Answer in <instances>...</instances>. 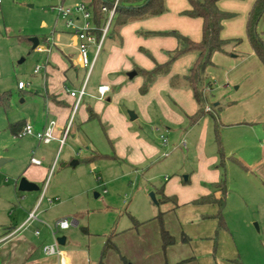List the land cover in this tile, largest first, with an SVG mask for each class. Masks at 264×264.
Instances as JSON below:
<instances>
[{
	"label": "rangeland",
	"instance_id": "1",
	"mask_svg": "<svg viewBox=\"0 0 264 264\" xmlns=\"http://www.w3.org/2000/svg\"><path fill=\"white\" fill-rule=\"evenodd\" d=\"M88 2L89 0H0V231L11 221L19 220L23 210L33 204L47 187L45 196L53 197L55 203L50 206L44 201L39 218L51 226L60 217H68L71 223L70 230H59L56 234L57 237L66 234L70 237L69 243L59 246L61 251L69 246L83 248L90 251L91 257L97 258L108 234L115 229L117 234L114 240L130 264H136L138 259L143 264L145 259L147 261V258L156 256L157 247L160 257L167 260L169 253L165 254L160 249L159 221L155 216L160 210L172 207L173 203L159 205L150 194L155 187L165 184V177L176 175L180 179L190 180H184L185 185L192 184V170L197 169L198 160L194 154L182 151L185 146L183 143L178 145L180 150L171 154L169 160L172 162L167 164L166 160L161 161L140 171L117 159L107 158V155H98L92 160V156H86L88 152L92 153L87 146L96 152L114 154L102 125L97 121L90 123V127L95 125L91 127L92 143H85V138L82 140L77 134L75 138L69 135L63 143L53 141L47 145L34 135H13L8 129L9 123L19 121L30 123L35 131L39 130L40 120L46 115V87L42 77L46 52L33 48L31 38L37 37L43 48H47L45 38L53 42L57 35L69 39L67 31L74 32L75 27L66 26L65 20L58 16L59 7L66 8L76 3L88 5ZM74 22L82 27L84 19L75 18ZM90 22L93 24V15ZM258 29L264 37V17L259 21ZM244 43L246 47H250L247 40ZM243 47L244 44L240 42L229 45L228 50L235 53L236 50H243ZM243 52L240 55H244ZM256 61L259 71L251 73L252 79L241 77L238 83L230 81L227 88H222L223 84L218 81L216 83L215 77L207 72L214 88L218 84L222 85L221 91L226 94L218 99L225 110L234 111L232 119L240 120L244 116H251L255 126L250 128L249 137L258 149L262 148L249 161H244L236 150L241 148L243 151L244 148L237 146L233 140L236 132L241 129L220 126L221 132L225 129L230 131V148L226 151L224 147V166L221 167L229 191L224 211L229 231L219 234L216 254L221 264H264V177L257 169L262 165L259 162L263 160L261 153L264 146V135L261 134L264 132V67L258 59ZM37 66L41 67L39 73H35ZM209 70L216 68L210 66ZM69 76L73 79L67 85L69 89L79 87L80 83ZM20 81L25 83L24 89H19ZM240 85L241 88L237 90L236 86ZM253 85L257 88L254 95L251 93ZM210 91L207 92V97L210 102L216 103L213 95L218 92L216 89L213 93ZM228 102L231 103V108H227ZM75 112L71 116V122L75 121L76 128L79 122ZM222 115L224 118V114ZM223 118L221 116L222 122ZM220 136L225 146L222 134ZM160 140L165 147L172 145L167 135H162ZM32 157L39 159L42 166L49 164L51 172L44 183H38L39 190L20 191L17 189L20 178L26 177L27 168L35 166L31 163ZM73 160L79 161V164L73 167ZM188 188L177 198L180 208L184 209L177 215L176 212L167 211L164 216L166 227L176 238L174 251L178 253H183L186 248L193 250L202 243L211 244L209 239H194L190 236L191 240L188 242L181 238L184 228L197 225L202 220L198 212L191 217L193 211L190 209L199 204L194 203V199L184 201L194 192V187ZM74 219L80 222L79 226L72 223ZM80 226L87 227L89 233L83 232ZM173 228L177 229V233H174ZM50 232L48 227L42 232L43 236L47 234L49 237L48 243L53 242ZM110 253L122 260L115 250H110L107 257Z\"/></svg>",
	"mask_w": 264,
	"mask_h": 264
},
{
	"label": "crops",
	"instance_id": "2",
	"mask_svg": "<svg viewBox=\"0 0 264 264\" xmlns=\"http://www.w3.org/2000/svg\"><path fill=\"white\" fill-rule=\"evenodd\" d=\"M254 2L255 0L218 1L220 9L235 13L234 17L224 21L221 32L222 37H240L244 47L243 50H236L235 53H214L212 58L214 65L212 67L216 68V70H209V67L207 72H209L211 77H215L216 83L218 81V83L223 84V86L218 84L217 88L212 87L210 91L213 93L216 89L218 92V94L214 93L213 95V97H216L215 105L221 104L218 98L226 94L221 89L227 88L230 81L238 83L241 77L252 79L251 73L254 72L255 74L256 71H259L256 60L258 59L261 62L260 59L251 45L246 47L247 45L244 43L245 40L249 42L246 24ZM165 3L166 10L158 15L131 20L119 26L114 24L113 19L109 32L102 41L100 50L97 52L95 45L90 47L89 57L92 61L90 69L83 67L79 63L78 39L73 31H67L70 34L68 35L69 39H65L61 35L55 36L53 38L54 42L49 40V38H45L47 48L41 47L38 42L37 46L33 48L46 52L45 72L44 74L42 73V77L45 80L46 92L44 99L47 111L44 119L40 120V129L36 131L43 130L46 126H51L53 127L55 138L49 143H42L47 145L53 141L63 143L61 139H63L70 123L64 142L69 135L75 138L78 134L82 140L85 138V143H88V141L92 143L90 135L93 133L92 128L95 125L91 126V128L90 123L93 121L100 122L114 154L96 152L95 149L87 146V149L91 150L92 153L88 152L86 156H92V160L98 155H107V158L117 159L122 164H127L137 170L140 169V171L161 161L166 160L167 164L172 162L169 160L172 156L171 154L173 151L175 153L180 150L178 145L183 143L185 146L182 151L184 150L183 152L186 154H194L198 160L197 169L192 170V174H194L192 176L193 182L191 185H185L184 180L185 182L190 180H183L175 175L171 178L165 177L166 182L161 187H163L165 195L175 196L176 200L181 192L189 190L188 187H194V192L184 200L186 201L187 199H195L210 193L212 191L211 184L221 179V167L224 165L221 166L219 164L221 157L218 151L215 119L208 113L196 122L190 119L198 111L199 105L192 89L187 85L183 77L190 72L192 65L197 59V53L189 52L179 56L171 63L167 72L160 73L155 77L146 91L143 92L141 90L146 77L140 70L151 71L157 65L165 64L169 60L170 53L178 47L176 36L160 32L178 31L195 41L202 39L203 19L184 13V11L190 9L188 0H165ZM77 17V20H79L81 16L77 15ZM105 17L107 18V14ZM104 22L105 19L102 26ZM242 51H244V55H240ZM134 71L135 74L130 75ZM69 75L80 83L79 87L69 89L67 85L73 80ZM175 76L179 79L176 84H173L172 78ZM84 85L85 94L77 103V97L70 95V92L79 90ZM102 85L109 86V90L105 91L104 94L99 92V87ZM240 88L241 85L236 86L237 90ZM251 89V93L254 95L257 91L256 86L253 85ZM227 105V108L232 107L230 102ZM90 109L96 113L97 117L90 118ZM74 111H76L79 122L76 128L74 126L75 121L70 122ZM130 112L134 113L133 118H131ZM233 113V110L223 109L220 113V122L222 126H233L242 130L236 132L233 140H235L237 146L244 148L243 151L241 148L236 150L240 158L247 162L252 156L260 153L262 148L258 149L249 137L250 128L255 126L251 121V116H244V119L238 120L232 119ZM222 114H224V118ZM221 116L223 122L221 121ZM12 124L15 123H9V127ZM9 127V131L13 135H17ZM227 130L229 129L220 131L226 151L230 148L228 144L230 131ZM261 134L264 135V132H261ZM162 135H167L172 145H168V139L167 147L163 145L164 143H160ZM34 137L36 136L34 135ZM215 146L216 149L214 150L213 147L215 148ZM261 154L263 155V160L259 163H262V165L257 169L259 174L264 177V146ZM32 164L35 166H31L25 171L26 178L37 185L38 183H44L48 177L47 175L51 172L48 169L49 164L46 166H42L41 162L40 164ZM78 164L79 161L77 160H73L71 163L73 167ZM98 179H100L99 176ZM161 187L153 189L157 198L160 197L159 189ZM46 191L47 187L42 190L33 204L23 210L19 220L11 221L9 225L0 231V264H97L101 253L97 258H94L91 257L88 249L83 248L69 246V248L61 251V255L45 254L43 247L48 243L49 237L47 234L43 236L42 233L47 226L39 218L40 207L44 201L50 206L55 203V199L52 203L47 200ZM36 207H38L39 212L38 219L34 220L27 229L12 234L16 228L27 220L29 212ZM180 207L181 205L179 204L171 211L176 212L177 215L184 209ZM190 210L191 212L193 211V216L191 215V217H194L195 213L198 212L202 216V220L197 225L184 228L188 234L182 230L181 237L184 233L189 237L188 242L191 240L190 236H192L194 239L198 237L201 240L209 239L211 244L202 243L200 247H197L194 241L196 247L193 250L186 248L183 253L175 252V246L172 244L167 250V253H169L167 260L164 257H160L157 247L156 256L154 255L150 259L147 258V261L145 259L143 264H179L184 257H190L186 264H221L216 256L217 249L214 252L213 241L217 226V220L213 215L217 213L218 207L214 204H199ZM72 223L76 226L80 225L77 219H74ZM80 227L83 232L89 233L87 227ZM84 228L87 230H84ZM37 229L40 230L39 234H35ZM68 230H70V227L64 231ZM225 230L229 231V228L222 229L219 234ZM173 231L177 233V229L173 228ZM50 234L52 235L51 232ZM64 237L65 243L60 245L70 242L69 234L64 235ZM159 243L161 249L160 239ZM146 251L149 252V250ZM104 264L127 263L110 253L107 260L105 258ZM136 264H140L139 259Z\"/></svg>",
	"mask_w": 264,
	"mask_h": 264
},
{
	"label": "trees",
	"instance_id": "3",
	"mask_svg": "<svg viewBox=\"0 0 264 264\" xmlns=\"http://www.w3.org/2000/svg\"><path fill=\"white\" fill-rule=\"evenodd\" d=\"M190 3V9L184 11L185 14L192 17H200L203 19L202 39L195 41L185 35H182L178 31L160 32L163 34H172L178 39V47L170 53L169 60L163 65H157L151 71L140 70L146 77V81L141 90L144 92L148 89L151 82L155 77L167 72L171 63L179 56L195 52L197 53V59L192 65L190 72L183 77L187 85L192 89L194 97L198 102L199 109L190 119L196 122L205 114H210L216 121V138L218 143V151L221 157L220 165H224L225 151L220 136V113L225 106L222 104L215 105L209 101L207 92L212 89L213 84L207 77V69L214 65L213 55L216 52L231 53L228 50L229 45H237L242 42V38H223L221 32L223 30L224 21L235 16L234 12L225 11L219 8V0H188ZM114 0H90L88 7L92 10L93 25L95 26L93 32L98 38H100V27L106 13L103 11V6L108 8L112 7ZM166 10L165 0H119L118 7L113 17L114 24L116 26L125 24L131 20L140 19L148 16L158 15ZM264 17V0H255L247 19L246 33L250 45L261 63L264 65V37L262 31L258 29L259 21ZM113 22V20H112ZM178 77L172 78V83L178 82ZM90 118L97 117L91 109L89 110ZM25 122H17L10 125V130L17 134L23 129ZM104 156V155H100ZM238 161V160H237ZM239 162V161H238ZM241 164V163H240ZM243 166V164H242ZM212 191L206 195L195 198L194 203L198 204H214L218 207L217 213L213 217L217 220V226L215 234L213 236L214 252L218 245V234L222 229H227V222L225 218L226 199L228 194V188L226 179L224 176L218 182L212 183ZM160 197L157 198L158 204H168L172 202V207H169L165 211L160 210L155 216L159 221V234L161 240V247L166 254L169 246L175 243V236L169 231L165 224V213L167 211L175 209L179 204L175 196H167L163 192V187L159 189ZM84 230H87L84 228ZM116 231L113 229L107 236L105 243L102 247V252L97 264H104L107 253L110 250H115L123 262L130 263L125 255L122 254L119 246L115 242ZM182 240L188 241L189 237L184 233L182 234ZM189 259H183L179 264H185Z\"/></svg>",
	"mask_w": 264,
	"mask_h": 264
},
{
	"label": "built area",
	"instance_id": "4",
	"mask_svg": "<svg viewBox=\"0 0 264 264\" xmlns=\"http://www.w3.org/2000/svg\"><path fill=\"white\" fill-rule=\"evenodd\" d=\"M119 0H114L112 7L108 8L107 6H103V11L107 14V18H105V22L103 26L100 27L101 35L100 38L96 36V34L93 32L95 26L90 22L92 12L89 9L88 5L85 3H76L74 6H69L66 8H63V6H60L58 9V16L62 17L65 20L66 26L68 28L75 27L74 33L77 36L78 39V49H79V63L83 67L90 69L92 67V61L89 57V50L92 45L96 46L97 52L100 50L103 39L107 36L109 32L110 25L112 23L113 17L115 15L116 9L118 7ZM79 15L83 17L84 24L82 27L75 25V18ZM78 19V17L76 18ZM50 50V48H48ZM41 70V67L37 66L35 69V72H39ZM19 88L23 89L25 87L24 82H19ZM109 90L108 85H102L99 87V92L101 94H104L105 91ZM85 94V85L82 86L79 90H73L70 92V95L77 97V103L80 101L81 97ZM77 107V106H76ZM71 122V121H70ZM70 126V123H69ZM69 126L66 129L64 133L63 139H61L62 142H64L65 137L68 134ZM35 135L37 139L44 143H49L52 141L55 136L53 132V127L49 126L46 127L43 130L35 131L33 126L30 123H26L23 126V129L18 133V135ZM163 140L166 141L165 138ZM32 163L34 164H40V160L32 157L31 159ZM45 193V192H44ZM43 193V195H44ZM47 200L52 203L54 202V198L47 197ZM38 207L32 209L29 214L27 220L20 225L18 228H16L12 234L21 232L25 229H27L31 223L34 220L38 219ZM47 227L50 228L51 233L53 235L54 241L52 243H47L44 245L43 250L45 254L47 255H61L60 250V243L58 241V237L56 236L57 232L59 230H65L68 229L71 226L70 220L66 217L58 219L53 226L49 225L47 222L43 221ZM40 230H35V234H39Z\"/></svg>",
	"mask_w": 264,
	"mask_h": 264
},
{
	"label": "water",
	"instance_id": "5",
	"mask_svg": "<svg viewBox=\"0 0 264 264\" xmlns=\"http://www.w3.org/2000/svg\"><path fill=\"white\" fill-rule=\"evenodd\" d=\"M31 40L33 42V47H36L38 42H39L38 38L32 37ZM132 74H135V71L130 73V75H132ZM130 116H131V118H133L134 113L130 112ZM3 160H6V159H2V161ZM73 164H76V163H73ZM38 189H39V186L35 182L27 179L25 176H22L18 182V190H20V191H35ZM150 195H151L153 201H155L158 204L156 194L154 192H151ZM96 196H98V194H96ZM58 241L60 244H64L65 243V237L64 236L58 237Z\"/></svg>",
	"mask_w": 264,
	"mask_h": 264
}]
</instances>
